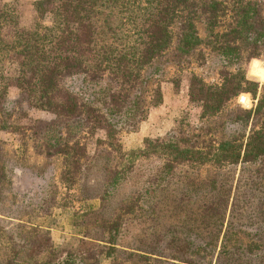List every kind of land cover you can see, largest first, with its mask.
I'll return each mask as SVG.
<instances>
[{"label": "trees", "instance_id": "trees-1", "mask_svg": "<svg viewBox=\"0 0 264 264\" xmlns=\"http://www.w3.org/2000/svg\"><path fill=\"white\" fill-rule=\"evenodd\" d=\"M32 7L34 20L25 28L13 22L8 39L3 21L9 14L5 7L0 9V58L9 53L18 59L13 105L7 96L8 79L0 72V133L29 134L39 154L59 156L60 182L68 191L90 159L85 141L99 130L105 131V139L97 140L95 157L110 162L101 169L104 195L121 192L137 163L159 160L150 182L162 179L166 189L184 180L193 189L211 193L213 200L201 208L199 219L185 217L190 207L176 202V211L191 226L198 220L211 229L212 241L197 247L203 256L194 262L211 264L202 259L205 253L214 254L234 167L241 166L238 181L243 183L233 197L244 191L247 180L253 185L262 181L259 169L257 176L246 174L250 165L264 159V84L247 75L245 64L264 53V0H35ZM198 24L204 27L203 37ZM169 50L175 63L193 56L205 60L201 50L212 53L220 64L217 84L191 74L187 95L200 105L197 124L181 122L166 136L145 138L140 147L124 152L122 134L135 132L149 110L162 104L161 81L149 69ZM250 75L264 81V67L253 62ZM242 93L254 104L236 114L229 108ZM23 105L52 116V121L31 120ZM24 119L30 124L22 125ZM203 168L213 171L201 180ZM183 169L193 171L195 179L188 178L187 171L182 175ZM262 194L259 215L264 220V187ZM134 207L135 201L127 198L119 212ZM114 222L105 224L109 233L117 232ZM231 225L224 238L233 234ZM221 248L218 259L227 254L225 244Z\"/></svg>", "mask_w": 264, "mask_h": 264}, {"label": "rangeland", "instance_id": "rangeland-1", "mask_svg": "<svg viewBox=\"0 0 264 264\" xmlns=\"http://www.w3.org/2000/svg\"><path fill=\"white\" fill-rule=\"evenodd\" d=\"M34 1L0 0V9L5 7L9 14L3 21V33L7 39L12 37L13 22L25 28L34 20ZM198 29L203 37L204 27L198 24ZM201 51L205 60L196 61L193 56L175 63L169 50L154 62L149 74L158 75L161 81L162 104L149 110L135 132L122 134L120 144L124 152L140 147L145 138L166 136L181 122L191 126L197 124L200 105L188 99L190 76L199 75L209 85H216L220 66L212 53ZM253 62L264 67V53L245 64L247 75L264 84L250 75ZM0 72L8 79L7 96L13 105L18 95L15 87L18 59L4 53L0 58ZM253 104L251 96L242 93L229 109L240 114ZM23 109L31 120L50 123L53 119L48 114L30 111L25 105ZM21 123L28 125L30 121L24 119ZM249 128L250 125L246 128V135ZM103 139L105 131L99 130L85 141L90 159L76 184L68 191L60 182L62 161L59 156L39 154L29 134L0 133V264H195L200 260L203 254L196 252L197 247L212 241L211 229L198 225V220L191 226L184 214L176 211V202L190 207L191 211H186L185 217L199 219L201 208L213 200L211 193L204 188L193 189L184 180L166 189L162 179L150 182L154 178L152 174L160 167V161L153 158L137 163L126 175V186L121 192L104 195L105 178L101 169L102 166L108 167L110 162H101L95 157L98 151L96 142ZM259 163L250 165L246 175L254 173L257 176L259 169L258 176L262 181H253V185L247 180V187L239 197L233 195L235 188L243 183L239 182L241 166L234 167L224 223L218 240L212 245L216 246L214 254L205 253L206 258L202 260L211 264L218 261L217 264H264V220L259 215L264 159ZM185 171L190 173L188 178L195 179L193 171L183 169L184 176ZM212 171V168L200 169V179L208 177ZM143 187L150 191L144 193ZM127 198L135 201V207L130 212L120 213V205ZM113 221L118 229L109 233L105 224ZM230 221L233 234L224 238ZM188 243L191 247L184 248ZM223 244L227 254H221L222 258L220 255L218 259ZM139 255L146 256L147 260L139 259Z\"/></svg>", "mask_w": 264, "mask_h": 264}]
</instances>
